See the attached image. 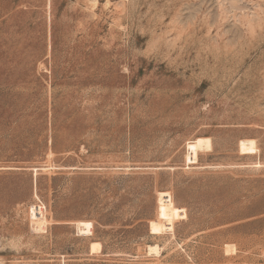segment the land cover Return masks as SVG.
Wrapping results in <instances>:
<instances>
[{"label": "rangeland", "instance_id": "rangeland-1", "mask_svg": "<svg viewBox=\"0 0 264 264\" xmlns=\"http://www.w3.org/2000/svg\"><path fill=\"white\" fill-rule=\"evenodd\" d=\"M0 264H264V0H0Z\"/></svg>", "mask_w": 264, "mask_h": 264}, {"label": "bare ground", "instance_id": "bare-ground-1", "mask_svg": "<svg viewBox=\"0 0 264 264\" xmlns=\"http://www.w3.org/2000/svg\"><path fill=\"white\" fill-rule=\"evenodd\" d=\"M228 245H229V244H227V247H229ZM149 246H150V250H151V249H155V248H156V246H155V245H154V246H153V245H149ZM230 246H233V245H230ZM228 250H229V248H228Z\"/></svg>", "mask_w": 264, "mask_h": 264}]
</instances>
